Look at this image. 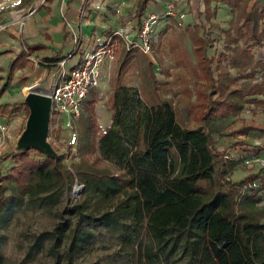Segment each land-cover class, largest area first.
<instances>
[{"label": "trees", "instance_id": "obj_1", "mask_svg": "<svg viewBox=\"0 0 264 264\" xmlns=\"http://www.w3.org/2000/svg\"><path fill=\"white\" fill-rule=\"evenodd\" d=\"M149 1H138L139 19ZM251 1L204 0L205 18L213 28H219L212 23L217 13L214 3L229 7L233 14L230 29L224 32V52L217 58L208 55L214 43L202 35L201 25L188 29L199 70L196 103L190 109L196 128L183 122L177 105L155 98L151 88L141 93L115 86L109 101L112 125L100 137L96 102L89 103V116L78 138V162L66 165V154L49 158L36 151L37 159L30 155L32 149L12 154L15 166L6 175L0 171V230L13 208L26 200L55 204L78 182L85 194L109 205L101 215L106 223L116 225L120 218L138 224L146 221L165 257L178 252L189 264H264V209L258 207L264 200V175L232 181L229 173L238 161L215 147L218 136L256 133L264 137V127L243 125L221 135L212 123L239 117L247 105L264 106V101L256 99L264 97V61L251 51V46L264 48V10L249 9ZM46 48L22 43L21 53L10 61L5 77H0L5 80L0 96L11 87L15 72L25 70L30 57ZM129 56L126 52V59ZM64 59L59 53L45 61L58 64ZM26 110L29 114L27 106ZM19 112L17 106L0 105L3 117ZM256 149L264 152V147ZM85 210L80 204L63 214L97 220ZM77 228L67 235V264H73L91 235ZM0 264H4L1 254Z\"/></svg>", "mask_w": 264, "mask_h": 264}, {"label": "rangeland", "instance_id": "obj_2", "mask_svg": "<svg viewBox=\"0 0 264 264\" xmlns=\"http://www.w3.org/2000/svg\"><path fill=\"white\" fill-rule=\"evenodd\" d=\"M117 10L85 9V12L89 13L84 19L91 20V26L87 31L84 27L79 28L74 50L77 53L91 51L97 43L102 42L111 30L109 23L122 22L113 19ZM177 16L180 17L179 20L170 18L168 24H160L156 29L153 34L152 55H143L135 50L130 52L129 58L126 59L128 50L122 44L119 45L115 59L104 68L105 73L100 86L89 95L79 119L72 122L77 141L82 126L89 116V103L93 100L96 102L94 111L98 125L97 137L112 125L113 111L109 110V101L113 88L119 85L133 87L141 93L145 88H151L155 98L160 101H170L181 109L183 122L188 127L198 126L190 109H192L191 105L196 103L195 86L199 78V70L191 33L187 27L201 25L202 35L209 37L214 43L213 47L208 49V55L217 58L224 52V32L230 29L232 19L230 15L224 14L219 17L216 13L212 23L217 24L219 28H213L203 13H195L193 22H183L182 15L177 14ZM134 24L138 25L136 22ZM123 25L126 23L123 22ZM43 28L46 30L44 26ZM251 51L256 59L264 61V48L251 46ZM9 56L7 50L0 52V77L6 75L7 70L3 67L7 66ZM51 57L53 56H47L45 51L32 55L26 69L21 71V74L19 71L15 72L12 83L18 75L21 76L14 89L11 83L9 90L0 96V105L10 104L20 109L18 114L4 117L10 127L7 125L0 127V135L6 136V141H12L11 144L15 145V140L8 136L12 128L18 129L15 136L17 134L21 136L26 127L29 116L25 104V97L28 94L26 89L47 92L57 82L60 65L45 61ZM3 70L4 72H1ZM4 82L5 80H0V91ZM256 99L264 101V97ZM1 117L3 116L0 115ZM212 123L219 129L221 135H228L232 130L239 129L243 125L264 127V106L247 105L238 118L231 117ZM67 128L64 120L59 124L51 121L50 137L57 155L66 154L65 164L70 165L79 161V144L78 148L69 147L67 139L70 133ZM225 137L229 136L216 137L215 147L218 151L226 152L227 156L238 160L240 165L229 173L232 181H240L250 174L264 175V152L258 153L256 149L258 142L246 139L250 143L246 144V140L236 136L233 138L243 142L223 146ZM30 155L40 159L36 151H30ZM14 166L12 153L0 154L2 175H6ZM259 184L260 181L256 182V185ZM78 186L83 185L78 183ZM84 190L85 188L81 189L78 194H73V188L65 191L55 204L31 203L26 200L13 208L8 214L5 226L0 230V254L4 257V264H67V235L75 227H78V230H87L91 235L75 254L73 264H189L188 260L178 252L168 257L161 254L157 242L149 234L146 221L138 224L133 219L120 218L116 225L106 223L101 215L108 210L109 205L101 203L97 196L85 194ZM262 195L264 198V192ZM80 204L86 207L84 213H94L97 220L63 214L66 209ZM258 207L264 209V200Z\"/></svg>", "mask_w": 264, "mask_h": 264}, {"label": "crops", "instance_id": "obj_3", "mask_svg": "<svg viewBox=\"0 0 264 264\" xmlns=\"http://www.w3.org/2000/svg\"><path fill=\"white\" fill-rule=\"evenodd\" d=\"M138 1L139 0H47L41 5L40 0H0V12H2L0 17V52L7 50L10 53L7 66L3 67V69L7 70L10 61L21 53L23 42H27L31 45L40 44L46 46L47 48L42 51H45L47 56H54L60 53L61 57L65 58L63 60L65 61V69H70L78 63L81 55L85 52L82 51L81 53H77L74 50L76 44L75 37L78 31H80L79 28L84 27V30L87 31L91 26V20L84 19L89 13L85 12V9H118L117 13L113 15V19L122 22L118 24L113 22L109 23L111 26V30L109 31L110 34L115 27L123 25V22L126 23V25H136L134 23L140 20L136 16ZM213 8L217 9V15L219 17L225 14L230 15L231 19L233 18L232 10L229 7L214 3ZM249 9L264 10V0H252L249 4ZM33 10H36V12L33 15H29ZM204 11V0H150L143 16L148 14H157L161 16L162 20L156 26V29H158L160 24H168L170 18L179 20L178 18L180 17H178L177 14L182 15L183 22H193L195 20L193 15L195 13L204 14ZM43 26L46 30H43ZM187 28L189 29L192 27L188 26ZM103 41L97 43L96 46L103 43ZM57 65H59V63ZM19 72V74L22 73L20 70ZM60 72L61 67L59 66L58 75ZM20 76L21 75H18L14 80L15 82L12 83V89H14L15 84L18 83ZM3 125L10 127L6 118L1 117L0 127ZM17 131L18 129L13 127L8 135L12 140H15V145L11 144L12 141H6V136L0 135V154L16 153L15 148L20 138V134L15 136ZM240 138L242 140L247 139L248 141L253 139L259 143L258 146H264V137L262 135L251 133L250 136H240ZM224 139L225 141L222 143L223 146L225 144L243 142L233 137H225ZM247 140L246 144H250ZM230 157L233 158L232 156ZM239 165V162H237L236 168Z\"/></svg>", "mask_w": 264, "mask_h": 264}, {"label": "built area", "instance_id": "obj_4", "mask_svg": "<svg viewBox=\"0 0 264 264\" xmlns=\"http://www.w3.org/2000/svg\"><path fill=\"white\" fill-rule=\"evenodd\" d=\"M46 1L40 0V4ZM35 12L33 10L29 15ZM161 18L157 14H148L137 22L138 25H119L103 43L85 51L70 69H65V61L59 63L61 72L56 84L47 93L52 98L51 121L57 124L63 120L66 122L70 133L67 142L71 149L78 144L72 122L79 119L89 95L100 86L104 68L115 59L119 45L122 44L128 52L137 50L144 55H152L153 34Z\"/></svg>", "mask_w": 264, "mask_h": 264}, {"label": "water", "instance_id": "obj_5", "mask_svg": "<svg viewBox=\"0 0 264 264\" xmlns=\"http://www.w3.org/2000/svg\"><path fill=\"white\" fill-rule=\"evenodd\" d=\"M25 104L29 108V116L15 152L24 153L32 149L46 157L57 158L58 155L51 144L50 137L52 98L47 92L30 90L25 97ZM76 183L73 194H78L84 188V186L79 187L78 182Z\"/></svg>", "mask_w": 264, "mask_h": 264}, {"label": "bare ground", "instance_id": "obj_6", "mask_svg": "<svg viewBox=\"0 0 264 264\" xmlns=\"http://www.w3.org/2000/svg\"><path fill=\"white\" fill-rule=\"evenodd\" d=\"M29 89H26V92L28 93L29 91H28Z\"/></svg>", "mask_w": 264, "mask_h": 264}]
</instances>
